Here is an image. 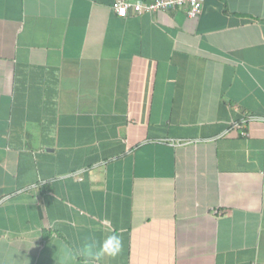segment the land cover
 <instances>
[{
  "label": "crops",
  "instance_id": "1",
  "mask_svg": "<svg viewBox=\"0 0 264 264\" xmlns=\"http://www.w3.org/2000/svg\"><path fill=\"white\" fill-rule=\"evenodd\" d=\"M114 2L0 0V264H264V0Z\"/></svg>",
  "mask_w": 264,
  "mask_h": 264
},
{
  "label": "built area",
  "instance_id": "2",
  "mask_svg": "<svg viewBox=\"0 0 264 264\" xmlns=\"http://www.w3.org/2000/svg\"><path fill=\"white\" fill-rule=\"evenodd\" d=\"M203 0H115L114 13L119 17L152 12L166 8L187 7L188 17H196L202 10Z\"/></svg>",
  "mask_w": 264,
  "mask_h": 264
},
{
  "label": "clouds",
  "instance_id": "3",
  "mask_svg": "<svg viewBox=\"0 0 264 264\" xmlns=\"http://www.w3.org/2000/svg\"><path fill=\"white\" fill-rule=\"evenodd\" d=\"M119 250L120 239L115 234L106 236L102 241L99 242V244H85L82 248V252L86 256L94 259L97 262H99L105 256H115Z\"/></svg>",
  "mask_w": 264,
  "mask_h": 264
}]
</instances>
